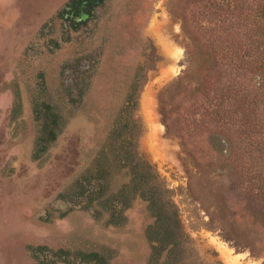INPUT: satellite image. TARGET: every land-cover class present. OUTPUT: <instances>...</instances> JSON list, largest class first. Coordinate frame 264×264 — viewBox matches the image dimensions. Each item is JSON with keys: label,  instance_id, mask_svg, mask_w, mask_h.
Returning a JSON list of instances; mask_svg holds the SVG:
<instances>
[{"label": "rangeland", "instance_id": "374dc122", "mask_svg": "<svg viewBox=\"0 0 264 264\" xmlns=\"http://www.w3.org/2000/svg\"><path fill=\"white\" fill-rule=\"evenodd\" d=\"M68 1L0 0V264H80L51 262L30 249L38 246L100 253L110 264H264V0H119L93 35L55 20ZM99 53L71 102L65 69ZM201 54L214 74L201 70ZM133 90L123 141L178 216L177 257L155 254L142 199L113 225L114 203L85 196ZM35 101L67 118L39 161ZM112 168L114 201L130 178Z\"/></svg>", "mask_w": 264, "mask_h": 264}, {"label": "flooded vegetation", "instance_id": "af4514ba", "mask_svg": "<svg viewBox=\"0 0 264 264\" xmlns=\"http://www.w3.org/2000/svg\"><path fill=\"white\" fill-rule=\"evenodd\" d=\"M118 1L119 0H69L65 4L63 10L61 9L56 12L55 20L59 21L62 24L63 29L68 33H79L81 31L89 33L90 30L93 35V30L100 23V21L106 17L104 15H108L111 12V8ZM49 24L51 25L52 23L50 22ZM25 48L29 47L26 46ZM25 50L26 49H24V51ZM24 51H22V54ZM26 52H29L28 49L24 53L27 57L28 55ZM94 58L95 59L92 61L85 58L81 59L76 65L72 67L70 66V69H65L66 71L64 73L68 74L67 77L71 80L70 83L72 87L75 88L72 90L71 102L78 104L79 99L77 93L82 91L81 86L84 84L85 76L88 72H90V67H94L92 64L96 63L100 59V53L95 55ZM9 61L13 63L12 60ZM134 90L126 96L124 102L121 104L115 115L113 127L106 138V144L101 147L95 158V170H89L85 177V179L90 182V185L93 186L90 190L85 191V196L91 204L99 202V206L107 208L110 206L109 204L114 203L112 210L108 211L110 223L113 225H116V223H114L116 219L121 220L125 218V213L129 210L131 202L135 198H140L148 204V210L156 222V218L150 210V201L153 197L156 199L158 197V193H154L152 188H148L147 172L143 171L138 163H135V158L127 151V147L123 141L125 137L124 131L128 125L127 111L135 104V100L133 99L135 95ZM32 112L34 119L39 125L32 157L35 161H39L58 140V137L61 135L67 124V118L56 106L46 101H35L33 103ZM45 146H49V149L44 154H40L41 157L36 160L35 155L38 153L37 149ZM113 164L118 165L119 168L117 169V172L129 175L130 181L122 185V187L118 190V193L113 195L112 198H114V201H111L107 198L108 191L106 190L108 189V178L115 172L112 168ZM79 183L83 185L82 182L79 181ZM159 198L163 203L161 194H159ZM72 202V200H68L66 206L64 205L60 210V213L65 214L67 210L72 208ZM85 203L87 202H84V204ZM92 210L93 209H91L90 212L94 214L95 211ZM62 216L67 217L66 215ZM155 222L147 230V237L153 244L155 254L160 256L167 251H169V254L175 252L174 249L176 248L174 245H166L167 238L165 232L163 230L158 231L153 228L155 226ZM30 249L36 252L37 255H46L48 259V255L52 254L50 255V259L51 262L54 263H72L78 261L80 264H110L108 257L95 252H76L70 254L68 258L67 251H49L44 246L31 247ZM177 256L178 254L176 255L175 252L173 257Z\"/></svg>", "mask_w": 264, "mask_h": 264}, {"label": "trees", "instance_id": "16d2710c", "mask_svg": "<svg viewBox=\"0 0 264 264\" xmlns=\"http://www.w3.org/2000/svg\"><path fill=\"white\" fill-rule=\"evenodd\" d=\"M260 19L264 21V5L258 8ZM195 60L199 62L194 55L191 57V70L195 67ZM193 67V68H192ZM213 64L209 63L206 59L203 58L201 54V70L209 72V74H214ZM194 73V71H192ZM55 140V139H54ZM49 149V146H45L37 149L38 153L35 155V159H39L42 154H44ZM41 154V155H40ZM150 210L153 213V216L156 218L155 228L160 231L163 230L166 234L167 244L168 246L174 245L176 248L177 240H178V230H179V220L176 213L174 215L167 213L165 210V206H163L162 200L158 197L150 201ZM161 241V240H159Z\"/></svg>", "mask_w": 264, "mask_h": 264}, {"label": "crops", "instance_id": "0c3cea01", "mask_svg": "<svg viewBox=\"0 0 264 264\" xmlns=\"http://www.w3.org/2000/svg\"><path fill=\"white\" fill-rule=\"evenodd\" d=\"M7 57H8V54H7V51H6V54H5ZM8 93V92H7Z\"/></svg>", "mask_w": 264, "mask_h": 264}]
</instances>
